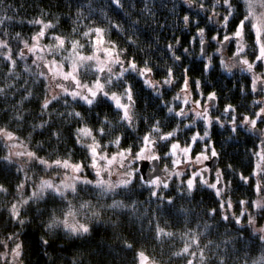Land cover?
Segmentation results:
<instances>
[{
	"label": "snow or ice",
	"instance_id": "obj_1",
	"mask_svg": "<svg viewBox=\"0 0 264 264\" xmlns=\"http://www.w3.org/2000/svg\"><path fill=\"white\" fill-rule=\"evenodd\" d=\"M142 2L144 7L140 9V12L153 15L149 7L151 0H142ZM184 2L192 11L191 14H185L182 17V23L185 27L196 26V35L189 43H198L201 57L207 58L204 72H208L213 65L212 57L208 56L206 50L210 46L205 40L206 29L199 26L202 22L199 19L201 13L206 14L203 19L217 26L216 34L211 39L219 45L216 53L220 56V67L229 74L233 69L246 73L250 80L249 90L257 95L264 93V71H257L258 68H264V0H184ZM108 5L113 10L122 11L124 8L122 0H108ZM84 7L85 5L81 2L80 11L77 13L78 20L82 16ZM87 7L88 16L84 18L90 21L89 25L84 30L74 26L68 35L56 31L58 23L46 20L44 17L48 15L47 13H42L40 17L28 21L34 26L38 25L39 28L27 39L20 32L11 37V40L16 41L18 49L16 52H13L9 33L5 30L7 22L12 18L7 16L0 18V61L5 62L7 68V72L3 75L9 80L19 79L16 72L17 61H26L29 56L32 57L30 64L25 65V71L33 79L24 81L22 87L26 94L14 106L15 111L10 122L17 125V128L12 130L10 125L0 124V147L7 151L6 155L0 157V161L7 164L20 177V182L15 187L16 195L7 208L10 223L21 229L30 225L31 220L26 217L31 210L39 216L47 215L48 219L40 226L48 235L56 236L57 233L62 232L64 236L73 239L87 237L93 231L92 225L102 222V211L124 212L129 208L128 205L117 200H113L110 204H103L100 201L109 194H115L118 189H128L136 178L150 189L151 197L159 201L157 208L172 216L175 198L171 196L165 198L162 190L169 188L168 180L172 176H183L184 172L170 171L165 164L163 172L166 175L157 174L160 172L159 162L169 158L173 169L179 168L182 164L200 166L191 170L188 178L181 181V198H190L196 190L197 183L211 189L217 198L219 212L217 208H212L206 210L205 214L211 219L219 214L220 219L240 225L242 231H248L250 228L251 235L264 245V224L257 226V218L264 219V195H262L264 194V183H262L264 180V130L257 127L258 122L264 123V100L258 99L254 102L258 110L252 111L251 115L238 117L237 107L233 104H227L223 108V115L227 117V123L233 133L243 128L246 131L255 132L260 140L258 150L252 152L256 160L252 175L238 174L244 184H251L255 180L252 190L258 198L251 201H238L241 207L239 215L231 214L233 203L231 199L225 198L226 189L230 187L231 181L225 179L223 170L216 169L213 173V181L209 182L207 174L211 169L205 164L206 161L219 156L208 139V129L213 124L224 127L221 117L213 118L210 115L211 110L216 107L217 94L210 92L204 96L201 91L202 81L193 80L189 76L190 69L187 67L183 68V73L179 77L170 66L163 69L162 79H153L154 75L158 74L159 65L149 57L151 48L139 49L135 39L124 35L126 29L123 24L114 22L111 17L105 15L101 20L100 23L105 24V27L91 23L93 16L98 13L90 5ZM221 7L222 12L217 10ZM99 15L104 14L99 13ZM138 23L139 21L132 22L130 27L135 29ZM113 32L123 36L130 47H122L117 41L111 39ZM45 39L48 43H43ZM174 40L175 44L169 43L166 49L175 64L181 62L183 57L176 54L177 46L181 44L180 39L174 37ZM131 46H136L138 52H144V58L138 60L137 56L129 55ZM229 46H232L234 51L231 57L224 58L223 49ZM86 48L89 50L88 54H85ZM188 51V48L183 49L184 53ZM249 57L252 58L249 59ZM33 65L36 71L32 70ZM180 66L183 67L182 64ZM90 74L94 79H88ZM178 82L179 91L172 98L177 102L175 106L160 99L165 94L164 89L174 90ZM137 83L142 88L148 89L150 96L154 95L160 99V102L165 105L161 110H166L173 118H179L180 123L172 131L164 133L160 127V121L153 120L149 130L143 136L137 137V142L127 148L121 147V141L126 139L123 133L114 136L107 144L102 143V139L113 136L114 131L117 130V124L126 130H135L138 119L137 92L135 91ZM33 84H40L43 89V99L39 102L38 113L41 122L31 126L28 137L21 138L17 132L25 123L26 115L20 105L24 101L33 99L34 93L31 90ZM16 87L14 83H3L0 86V97L6 99L9 92L15 95L13 90ZM113 88L118 91H113ZM240 91L244 92L245 89L241 87ZM56 103H63L67 108H71L73 104L86 106L88 111H92L98 117L99 126H89L82 112L75 109L55 113ZM105 106L115 110L117 124H113L107 116L99 119V113L94 109ZM189 112L194 118L189 117ZM54 115L72 118L80 125L75 128L72 136L75 145L83 150V160L73 162L72 150H67L64 157L50 160L38 155V151L44 150L43 145L37 149L30 147L32 133L51 128L53 123L51 117ZM186 118L191 122L183 124ZM139 119L141 122L145 120L144 117ZM196 120L203 122L205 129L203 134L195 132L182 147L176 140L181 131V124L184 128L191 129ZM51 137L55 138L58 144L62 142L60 131H52ZM200 142H203V146L199 153H195V146ZM110 145L116 148V151L111 154L107 151ZM134 148L137 150L134 151ZM133 165L136 166L133 167ZM36 167L49 173V178L34 179L29 173ZM227 167L231 169L232 165ZM86 169H91L95 173L94 180L87 178ZM145 169L148 170V176L143 174ZM52 172L56 174L52 175ZM113 175H117L119 179L116 181L105 179V176L110 178ZM81 193L91 196L92 199H84ZM0 194H8V189L3 184H0ZM93 200L96 203H93ZM41 203H45L46 206L40 208ZM48 204L55 207L49 208ZM33 205L36 207L33 208ZM164 205L170 207L164 209ZM132 210L134 212V205ZM176 214H183L187 219L189 210L176 209ZM148 223L154 227L155 239L159 241L175 238L177 235L161 227L155 217ZM202 227L207 232L214 225L205 222ZM202 235H204L203 232L198 233L191 228L187 229L181 237L184 240L183 247L173 255L184 258L185 264H227L224 258L226 253L213 252L211 256L205 253V248L213 242L209 241L208 245L201 247ZM20 237L21 232L14 231L6 238L0 239V248L4 249L0 251V264H24L25 244ZM39 243L45 249L50 246V241L44 237H40ZM225 243L232 244L233 240L230 239ZM125 247L132 249L133 245L126 243ZM215 247L218 248L219 245ZM236 251L233 250L232 255H236ZM213 257H215L214 262ZM134 264H156V261L141 250L136 251ZM251 264H264V252L256 259H252Z\"/></svg>",
	"mask_w": 264,
	"mask_h": 264
},
{
	"label": "trees",
	"instance_id": "obj_2",
	"mask_svg": "<svg viewBox=\"0 0 264 264\" xmlns=\"http://www.w3.org/2000/svg\"><path fill=\"white\" fill-rule=\"evenodd\" d=\"M81 2H83L85 7L81 18L78 20L77 13L80 11ZM122 2L124 8L121 11L120 9L113 10L108 5V0H0V18L5 16L12 18L11 21L7 22L5 30L9 33L12 48L16 49V41L11 40V37L17 32H20L23 36L33 33L38 25L34 26L28 21L40 17L42 13L48 14L44 17L46 20L58 23L56 31L60 34H70L74 26L84 30L90 23L88 19L84 18L88 16L87 6L90 5L98 13V15L93 16L91 23L105 27L106 25L100 22L106 15L111 17L114 22L123 24L126 29L124 35L135 39L139 49L147 50L151 48L149 57L155 64L159 65L157 72L162 74L163 69L167 68L170 63L174 64L170 55L167 54L166 45L169 43L175 44L174 37L178 33L182 36L187 32L188 27L183 25L182 17L191 10L187 8L183 0H151L149 7L153 15H148L140 12V9L144 7L142 0H122ZM129 5H133V7H129ZM99 13L104 15H99ZM135 21H139V23L133 29L130 25ZM161 25L163 27H160ZM111 39L117 41L122 47H130L123 36H119L114 32L111 34ZM177 49L176 54L182 55L183 53L180 52L181 48L177 46ZM129 54L137 56L138 60L144 58V52H138L136 46H131ZM184 57L188 58L185 54ZM1 63L3 67H0V84L5 79H8L3 75L7 72L5 62L1 61ZM193 69L196 76L199 75V72L202 77L206 74L203 70L204 67L198 65L197 62ZM16 72L19 79L12 80V83L17 86L13 90L16 94L12 95L9 92L6 99L0 97V124L10 125L12 130L17 128V125L10 124L15 111L14 106L26 94L23 91V83L25 80L31 81L33 79L25 71V65L21 63L17 64ZM217 74L216 71L210 73L209 78L211 79L208 82L211 83L210 89L217 85L221 88V91L224 90L228 93L226 99L229 102L235 101L237 104L244 106L243 92L240 91L239 93L241 88L228 85V81L220 78ZM135 88H141L143 92H147L140 84ZM31 90L34 93L33 99L24 101L20 105L26 115L25 123L17 132L21 138L28 137L31 126L41 122L38 113L40 111L39 102L43 99V89L40 84H33L31 85ZM145 96L144 98L152 104L150 106L152 117L145 119L141 124L137 123L134 131L126 130L117 124L114 109H110L107 106L94 109L95 112L99 113V119L107 116L113 124H117V130L114 131L113 136L102 139V143L107 144L114 136L123 133L126 139L121 141V147L127 148L137 142V137L143 136L145 130L153 123V120L162 121L165 131L178 124L176 118L161 110L164 106L161 105L158 99L156 101L154 95L150 96L147 93ZM141 99H143V96ZM249 108L251 107L249 106ZM73 109L82 112L89 126H99L97 124L98 117L92 111H88L86 106L73 104L71 108H67L59 103L54 105V112L57 114ZM140 109L144 112L145 105L142 104ZM44 119H49V117H44ZM51 119L53 121L51 128L40 129L32 133L30 147L37 149L40 145H43L44 150L38 151V155L50 160L64 157L67 150H72V160L74 162L83 160V150L75 145L72 136L75 128L80 125L74 119L68 117L61 118L58 115H54ZM213 130L210 132L212 133ZM52 131L61 132L62 142L60 144L57 143L55 138L51 137ZM218 132L219 134L214 131L216 140L213 143L222 153L221 162L225 169V177L231 181V185L228 187L230 195L237 201H250L256 196V193L252 190L255 180L251 184H244L239 179L238 174L252 175V166L255 163L252 152L256 150L257 146L247 133L236 135V133L228 132L226 128L223 131L218 130ZM111 147L115 148L110 145L108 147L109 150H111ZM228 165H232V168L229 169ZM85 175L88 179L93 177V173L90 170H86ZM19 182L20 177L15 171L0 161V184H3L8 189V194H0V234L7 237L14 231L21 232L20 238L24 241L26 253L24 264H134L135 253L141 250L145 251L149 257L157 260L160 264H179L183 260L181 257L173 255L176 252L174 248L168 244H163L165 240L159 241L155 239L154 227L148 223L154 217L157 219L156 221L165 223L167 230L171 229L173 231L191 228L205 232L202 225L205 222L213 224L214 227L205 232L204 236L213 242L220 240L225 243L230 239L233 240L232 244H227V251H229L228 260L232 263L246 258L249 260V258L258 255L257 253L261 251L260 241L252 236L249 230L246 233L242 231L240 234H231L235 230L230 222L220 219L219 215L211 219L205 214L206 210L217 208L218 202L211 189L199 185L191 197H187L188 200L182 201L183 199H178L176 200L177 202L174 201L175 209L172 216L167 215L166 211L157 208L159 201L151 197L146 187H129L126 190H118L115 194H109V196L102 198L100 202L110 204L113 200H120L123 203H128L129 208L124 212L102 211V222L92 225L93 231L89 236L73 239L64 236L62 232L57 233L56 236L46 234L45 229L40 225L48 219L47 215L39 216L38 213L31 210L28 211L26 217L31 220L30 225H26L21 229L19 226L10 223L7 208L16 195L15 187ZM81 196L84 199H92L91 196L83 193H81ZM168 197L165 196V198ZM93 203H96V201L93 200ZM133 205L134 212L132 210ZM45 206V203L39 205L40 208ZM32 207L34 208L36 205ZM47 207H55V205L48 204ZM168 207L170 206H163L164 209ZM181 208L189 210L187 219H185L183 214H176V209ZM198 225L200 226L198 227ZM40 237L48 239L50 246L45 249L44 246L40 245ZM166 240L169 241V239ZM126 243H131L133 248H126ZM175 246L177 247V245ZM233 250H237L236 255H232Z\"/></svg>",
	"mask_w": 264,
	"mask_h": 264
},
{
	"label": "rangeland",
	"instance_id": "obj_3",
	"mask_svg": "<svg viewBox=\"0 0 264 264\" xmlns=\"http://www.w3.org/2000/svg\"><path fill=\"white\" fill-rule=\"evenodd\" d=\"M183 2H184V0H183ZM185 3V2H184ZM187 5V4H186ZM187 8H189L188 7V5H187ZM191 10V9H190ZM218 11H223V8L221 7V8H218L217 9ZM192 11V10H191ZM191 11L190 12H188V13H186V14H191ZM203 13H201L200 14V17H199V19H201V23H200V27H203V28H207L208 26H209V24H212V26H211V29H213L214 28V31H213V35H215L216 34V29H217V26L216 25H214V23L213 22H210V21H208L209 23L207 24H205V19H203ZM195 18V17H194ZM38 28H39V26H37V29H35V31H33V33H31V34H29V35H27V36H24V38L25 39H27V38H29L31 35H33L34 34V32H36L37 30H38ZM186 34H188V35H191V37H190V39H189V41L191 40V38L193 37V36H195L196 35V26L195 25H193V26H189L188 28H187V33ZM212 35V36H213ZM249 42V44H251V40H249L248 41ZM43 43H48V40L47 39H45L44 41H43ZM216 45L217 46H219L217 43H216ZM188 49H189V51L188 52H190L191 54H192V56L191 57H194V58H196L197 60H199V58H201V54H200V47H199V45H198V43H196V42H192V43H188ZM233 48V47H232ZM18 49L16 48V49H13V52L14 51H17ZM88 49L86 48L85 49V54H88ZM177 55H179L178 53H177ZM208 56H211L212 57V65L214 66L215 64H217V66L220 68V69H222L221 67H220V56L219 55H217V53H216V51H209L208 52ZM31 59H32V57L31 56H29V58L26 60V61H20V60H18L17 61V64H22V65H26V64H30V62H31ZM202 59H205V63L207 62V58L205 57H203ZM0 67H3L2 66V63H1V61H0ZM32 70L33 71H36V68H35V66L33 65L32 66ZM88 79L89 80H91V79H94V77L90 74L89 76H88ZM5 82H7V83H12V80H9V79H5V81H3L1 84H0V86H2L3 85V83H5ZM113 91H114V88L112 89ZM203 89L201 88V91H202ZM213 89H210V91L209 92H203V94H204V96H207L210 92H213L212 91ZM179 91V90H178ZM262 100H264V94L262 95ZM258 100V99H257ZM226 101H228L226 98L223 100V103H222V101H218L217 100V102H216V107L214 108V109H212L211 110V112H210V115L213 117V118H215V117H217V116H219V117H221V120H222V122L224 123V127H220V125L219 124H213V126L211 127V128H209L208 129V131H209V140H210V142L214 145V143L212 142V141H214V140H216L215 139V134H214V131L215 132H217L218 134H219V132H218V130L219 131H223V129L225 128V126H226V119H227V117H225L224 115H223V108H224V106L225 105H227L226 104ZM170 103V102H169ZM176 101H174V102H172L171 103V105H173V106H175L176 105ZM59 104H62L63 106H65L63 103H59ZM66 107V106H65ZM237 115H238V117L239 116H242V115H244L243 113H240L239 114V112L237 111ZM189 117H191V118H194V116H193V114L191 113V112H189ZM176 121L178 122V123H180V120H179V118H176ZM191 121H190V119H184L183 120V124H187V123H190ZM258 124H260L259 122H258ZM263 125H264V123H263ZM214 127H216V128H214ZM176 128V125L173 127V128H170V130H167V131H163L162 130V132H164V133H166V132H168V131H172L173 129H175ZM213 128H214V130H213ZM205 129H204V124H203V122L202 121H200V120H196V123H195V125L193 126V128H191V129H188V128H184L183 127V125L181 124V131L178 133V135H177V138H176V140L180 143V145L183 147L185 144H186V142L188 141V139H189V137L191 136V135H193L195 132H200L201 133V135L203 134V131H204ZM211 130H213V132L211 133L210 131ZM228 132H232L230 129L228 130ZM203 146V142H200L198 145H196L195 146V149H194V151H195V153H199L200 152V150H201V147ZM110 147V146H109ZM115 147V146H114ZM214 147H215V145H214ZM123 148V147H122ZM135 150H137V149H134V151ZM216 150H217V152L219 153V151H220V149H218V148H216ZM107 151L109 152V154H111V153H114L115 151H116V148H113V147H111V150H109V148L107 149ZM158 151H160V149L158 148ZM0 153H1V157L2 156H4V155H6L7 154V151H6V149H4V148H2V147H0ZM161 155H163V153L161 152ZM74 162V161H73ZM4 163V162H3ZM160 164H161V167H163V169H164V167H165V164H167L168 165V167H169V169H170V171H181V172H184V175L183 176H172L171 177V179H169L168 180V183H169V188L168 189H163L162 190V195L165 197V196H171V197H173V198H175V202H177L176 200H178V199H183L182 201H186V200H188V198L187 197H184V198H181V195H180V189H181V181L182 180H186L187 178H188V176H189V174H190V171L191 170H193V169H196V168H198V167H200L199 165H184V164H182L179 168H176V169H173L172 168V165H171V159H169V158H164L161 162H160ZM222 164V163H221ZM221 164L218 162L217 163V165L213 168V169H211V171L207 174V178L209 179V182H212L213 181V173H214V171L216 170V169H221V170H225L224 169V166H223V164H222V166H221ZM136 165H133V167H135ZM86 170H90V171H92L91 169H86ZM50 172H51V170H49ZM92 173H93V177H92V180H94L96 177H95V173L92 171ZM164 173V172H163ZM30 175H33V178L34 179H37V177H44V178H49V173H46V172H44L41 168H39V167H36V168H33L32 169V171L29 173ZM52 175H55L56 173L55 172H52L51 173ZM85 174H86V172H85ZM163 174H161V176H162ZM166 174L164 173V176H165ZM59 179V178H58ZM105 179H111L112 181H116V180H118L119 179V177L117 176V175H113V176H111L110 178L109 177H107V176H105ZM225 179L226 180H228L227 179V177H225ZM37 182H38V180H37ZM262 183H264V180H262ZM202 186V187H204L203 185H201V184H199V183H197V186ZM129 187H138V188H141V187H143V188H145V186L140 182V180L138 179V178H136V179H133V183L129 186ZM146 189H148L147 187H146ZM118 190H121V189H118ZM117 190V191H118ZM148 192L150 193V189H148ZM25 194H27V193H25ZM150 195H151V193H150ZM256 196L253 198V199H250V201L251 200H255V199H257L258 197H257V194H255ZM262 195H264V194H262ZM111 197V196H110ZM225 198H228V199H231V201H232V203H233V208L230 210V212H231V214H235V215H239V212H240V210H241V207H240V205L238 204V201H240V200H235L234 198H233V196H231L230 195V192H229V188H227L226 189V197ZM13 200V199H12ZM120 201V200H119ZM12 202V201H11ZM10 202V203H11ZM111 203H112V201H111ZM125 205H128V203H124ZM217 208H218V212H219V204H218V206H217ZM219 215V214H218ZM219 217H220V215H219ZM258 219V225L257 226H259V225H261V224H264V219H260L259 217L257 218ZM157 220V219H156ZM159 224H160V226L161 227H165L166 228V230H167V227H166V225H165V223H161V222H159V221H157ZM226 222H230V221H226ZM230 224L234 227L233 229L235 230V232H232L231 234H235V233H238V234H240L241 232H242V230H241V226L240 225H236L234 222H230ZM187 229H185V230H183V229H178V230H171V229H168V231H172V232H174V233H176L177 235L175 236V238H165L163 241H164V243L163 242H161V243H163V244H168L169 246H171V247H173L174 248V251H176V252H178V251H180L181 250V248L183 247V245H184V240L181 238L182 236H183V234H184V232L186 231ZM193 230H195V229H193ZM249 230V233L251 234V229L249 228L248 229ZM195 231H197L198 233L199 232H203V231H201V230H198V229H196ZM247 231H245V233H246ZM203 233H205V232H203ZM4 238H6L5 236H3L2 234H0V239H4ZM248 238V237H247ZM166 239H169V241L168 240H166ZM209 241H212V240H210V239H208V238H206L204 235H202L201 237H200V245H201V247H203L204 245H208V242ZM213 242V241H212ZM223 241H220V240H218V241H216V242H213L212 243V245H209V247L208 248H205V253L207 254V255H209V256H211L212 255V253L213 252H215V253H217V254H222V253H226V255H225V259H226V261H227V264H246V262H247V264H251V260L252 259H256L257 257H259L260 255H261V253L262 252H264V245H261V251H259L257 254L258 255H256V256H253L252 258H249V260H247L248 258H246V259H241L239 262H235V263H232L231 261H229L228 260V257H229V255H228V252L229 251H227L228 250V248H227V244L226 243H222ZM175 245H177V247L175 246ZM216 245H219V247L217 248V247H215ZM0 251H4V249L3 248H0ZM148 255V254H147ZM181 259L183 260L182 262H180L179 264H185V260H184V258H182L181 257ZM155 260V259H154ZM156 261V260H155ZM215 261V257H213V262ZM156 264H160V263H158L157 261H156Z\"/></svg>",
	"mask_w": 264,
	"mask_h": 264
},
{
	"label": "flooded vegetation",
	"instance_id": "obj_4",
	"mask_svg": "<svg viewBox=\"0 0 264 264\" xmlns=\"http://www.w3.org/2000/svg\"><path fill=\"white\" fill-rule=\"evenodd\" d=\"M206 14L203 13V16H205ZM208 24V20H205V24ZM215 25V24H214ZM211 26L212 24H209V26L206 28V32H205V40L207 41L208 46L207 47V53L210 51H216V48L218 47L216 45V41H213L211 39L212 35H213V31H214V28L211 29ZM187 33V32H186ZM184 33L182 36L181 34L178 33V35H176V37H178L181 41V44L179 45V47L181 48L180 52H182L183 54H179L183 57L182 61L181 62H177L176 64H172L170 63L168 67H173L174 68V71L177 75V77H179L182 73H183V68L187 67L190 69L189 71V76L193 79V80H201L202 81V92H209L210 91V87H211V83H208L209 80L211 78L210 77V73H212L213 71L217 72V76H220V78H224L225 80L228 81V85L230 86H237L239 88L243 87L245 89V91L243 92V98H244V106H241L239 104H237L235 101H226V104H233L237 107V111L240 113H243L244 115H251L252 111H255V110H258V106L254 103L257 99H262V95L264 93H261L259 95L255 94V93H252L250 90H249V85H250V80L247 78V74L246 73H243V72H240L238 69H233L232 73L229 74L227 73L226 71H224L223 69H220L217 64H215L208 72H205L206 74H204V77H202L200 75V72H199V75L196 76L195 72H194V69H193V66L195 65V63L197 62L198 65L204 67V64H205V59H202L199 58V60H197L196 58L194 57H191L192 54L190 52H187V53H184L183 52V49L184 48H188V43H189V39L191 37V35H188ZM185 36V37H184ZM234 51V48H232V46H229L227 48H225L223 50V57L224 58H229L231 57L232 55V52ZM184 54L188 57H184ZM190 57H189V55ZM130 55V54H129ZM218 55V54H217ZM201 56V55H200ZM205 58V57H204ZM252 57H249V59H251ZM183 65V67H181L180 65ZM257 71H264V68H258ZM158 74L154 75L153 79H156V80H159V79H162V74L157 72ZM161 75V76H160ZM139 83L136 84V86L138 85ZM135 86V87H136ZM213 89L212 91L215 92L217 94V97H218V101H222L223 103V100L225 98H227L228 96V93H226L224 90L221 91V88H219V86H215L214 88H211ZM145 91H147L146 93L142 91L141 88H135V91L137 92V108H136V113H137V123H143L140 121L139 117H144L146 120L147 119H150L152 117V113H151V109H150V106L152 105L149 101H147L144 97H146L145 95L147 93H149V90L144 88ZM179 90V82L177 83V86L176 88L173 90V89H164V95L160 98L162 99L165 103H169L170 104L172 102H174V100L172 99L176 93L178 92ZM114 91H118V89H115L114 88ZM142 92V93H141ZM239 93H240V90H239ZM143 96V99H141ZM156 98V101H157V97L155 96ZM160 99H158L160 101ZM155 101V102H156ZM217 102V101H216ZM144 104L145 105V111L142 112L141 109H140V106ZM161 105L165 106L164 103H161ZM249 106L251 108H249ZM166 111V110H165ZM167 112V111H166ZM226 130L228 131L230 129L228 123H227V119H226ZM160 127L163 131H165V126L164 124L162 123V121H160ZM258 129H262L264 130V125L263 123H260L257 125ZM149 130V127L148 129L145 130L148 131ZM144 132V133H145ZM241 133H247L248 136L252 139V141H254V143L256 144V146L259 145V138L257 136V134L255 132H249V131H246L245 129L241 128L238 132H236V135H239ZM213 142V141H212ZM217 148V147H215ZM135 149V148H134ZM256 150H258V148L256 147ZM255 150V151H256ZM221 158H222V153L221 151H219V156H218V162L221 164ZM254 159V162H256L255 160V157L253 158ZM217 162V163H218ZM161 165V164H160ZM222 166V164H221ZM254 166H255V163L254 165L252 166V171L251 173H253L254 171ZM164 176V173L163 175ZM157 261V260H156ZM164 264V263H163Z\"/></svg>",
	"mask_w": 264,
	"mask_h": 264
},
{
	"label": "water",
	"instance_id": "obj_5",
	"mask_svg": "<svg viewBox=\"0 0 264 264\" xmlns=\"http://www.w3.org/2000/svg\"><path fill=\"white\" fill-rule=\"evenodd\" d=\"M207 42V41H206ZM207 50V49H206ZM224 50V49H223ZM217 162H218V157L213 159V160H210V161H206L205 164H207V166L210 168V169H213L216 165H217ZM159 168H160V172L157 173L159 175L163 174V167H161L160 165V162H159ZM145 176H148L149 173H148V170L145 169L144 173H143Z\"/></svg>",
	"mask_w": 264,
	"mask_h": 264
}]
</instances>
